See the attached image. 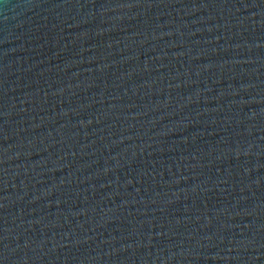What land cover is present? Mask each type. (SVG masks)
<instances>
[{
    "label": "water",
    "instance_id": "water-1",
    "mask_svg": "<svg viewBox=\"0 0 264 264\" xmlns=\"http://www.w3.org/2000/svg\"><path fill=\"white\" fill-rule=\"evenodd\" d=\"M0 264H264V0H0Z\"/></svg>",
    "mask_w": 264,
    "mask_h": 264
}]
</instances>
